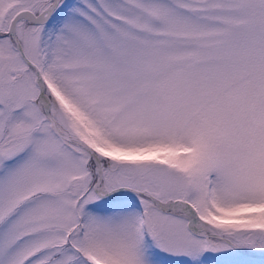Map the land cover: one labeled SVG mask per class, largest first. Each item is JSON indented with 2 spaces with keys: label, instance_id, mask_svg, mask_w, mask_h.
Returning <instances> with one entry per match:
<instances>
[{
  "label": "snow or ice",
  "instance_id": "snow-or-ice-1",
  "mask_svg": "<svg viewBox=\"0 0 264 264\" xmlns=\"http://www.w3.org/2000/svg\"><path fill=\"white\" fill-rule=\"evenodd\" d=\"M0 264H264V0H0Z\"/></svg>",
  "mask_w": 264,
  "mask_h": 264
}]
</instances>
